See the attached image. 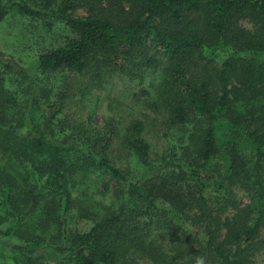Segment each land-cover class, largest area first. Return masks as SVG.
Segmentation results:
<instances>
[{
	"label": "trees",
	"instance_id": "1",
	"mask_svg": "<svg viewBox=\"0 0 264 264\" xmlns=\"http://www.w3.org/2000/svg\"><path fill=\"white\" fill-rule=\"evenodd\" d=\"M8 15L71 36L29 66L0 49V242L12 255L0 264H251L264 252V0H0V23ZM116 80L161 117L159 145L142 119L65 112ZM98 180L113 202L94 208L79 195ZM73 209L88 230L68 226Z\"/></svg>",
	"mask_w": 264,
	"mask_h": 264
},
{
	"label": "rangeland",
	"instance_id": "2",
	"mask_svg": "<svg viewBox=\"0 0 264 264\" xmlns=\"http://www.w3.org/2000/svg\"><path fill=\"white\" fill-rule=\"evenodd\" d=\"M82 15L83 11L79 10ZM240 24L247 29H253L254 24L248 18L242 19ZM43 26L37 23H30L29 20L21 19V17L15 15H8L5 20L0 23V49L15 57L18 61L26 66H29L34 62V54L42 52L47 48H53L59 46L65 42L68 36H71L67 28L59 23L55 25L50 31H43ZM214 56V61L220 63L225 54L217 52L211 54ZM138 89L135 84L128 83L127 81L116 82L107 89L98 90L93 94L88 95L84 98V101L78 103L76 98L66 107L65 112L72 118L87 123L89 120L95 125L101 126L105 119L110 117H121L124 123L128 122L132 118L142 119L148 124L149 132L147 135L153 143L158 144L159 140L156 139V135H161L162 130L157 132V129H152L151 122L155 121L157 124L161 123V117L149 110L145 104L140 101L144 100L145 96L137 94L139 99L136 98L134 93H137ZM239 110H243L241 104H236ZM114 162L117 166L122 168L127 167V161L125 160L123 148L118 144H114ZM159 145V144H158ZM240 145L246 148L247 152H250V147L247 146L246 142L240 141ZM1 157V156H0ZM1 162V161H0ZM92 178V175H90ZM96 185H90V182H86L84 185L90 187L89 193H92L90 197L84 198L80 196L77 191L73 192V197H79L85 199L88 203H92L93 207L99 208L101 204H110L113 202V196L111 194L114 184H110V188L105 191L102 190L100 183ZM238 200L241 204L246 203L247 198L245 192L237 190ZM67 218L68 226L72 229H78L80 231H86L91 226V221L88 219L79 218L75 215L73 209ZM184 227L194 233L199 232L198 229L192 228L188 224H184ZM168 237H165V241ZM12 255L10 254V247L6 245L5 241L0 242V261L9 260ZM12 259V258H11ZM251 264H264V252L258 251L251 256ZM140 264H152L146 260H141Z\"/></svg>",
	"mask_w": 264,
	"mask_h": 264
},
{
	"label": "clouds",
	"instance_id": "3",
	"mask_svg": "<svg viewBox=\"0 0 264 264\" xmlns=\"http://www.w3.org/2000/svg\"><path fill=\"white\" fill-rule=\"evenodd\" d=\"M198 264H204V262H203V258H201V259L198 261Z\"/></svg>",
	"mask_w": 264,
	"mask_h": 264
}]
</instances>
